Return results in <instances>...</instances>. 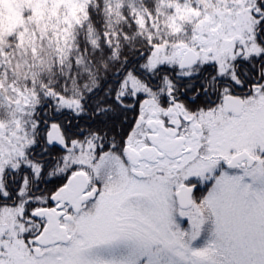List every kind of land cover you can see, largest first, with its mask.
I'll return each instance as SVG.
<instances>
[{"label": "flooded vegetation", "instance_id": "1", "mask_svg": "<svg viewBox=\"0 0 264 264\" xmlns=\"http://www.w3.org/2000/svg\"><path fill=\"white\" fill-rule=\"evenodd\" d=\"M196 9L198 16H183L181 32L164 33L163 42L155 44V31L142 48L123 50L121 44L116 74L103 82L54 81L52 96L39 101L28 125L22 121L14 150L12 144L0 150V264H27L68 246L76 227L89 225L92 206L109 183L118 185L124 173L129 182L171 188L189 168L230 172L236 132H250L254 115L264 111V0ZM134 43L139 45L138 36ZM104 98L119 108L118 130L110 138ZM234 101L242 103L240 116L228 109ZM227 146L232 155L222 160L217 153ZM77 175L82 177L66 194ZM195 179L187 177L181 186L200 190L187 183ZM76 197H88L78 212ZM50 224L65 229L70 241L48 243Z\"/></svg>", "mask_w": 264, "mask_h": 264}, {"label": "rangeland", "instance_id": "2", "mask_svg": "<svg viewBox=\"0 0 264 264\" xmlns=\"http://www.w3.org/2000/svg\"><path fill=\"white\" fill-rule=\"evenodd\" d=\"M82 1L85 2L0 0V150H10L8 148L11 144L14 150L15 139L23 128L22 121H26L28 125L41 106L33 98L31 90L21 88L20 84L25 85L23 81H9V55L1 47L6 45L7 48L11 31L22 25V30L17 34L19 39H25L28 45L35 44L37 37L45 41H41L42 44L47 43L55 51L57 67L69 59L73 48L71 59L74 58L78 46L85 47L83 50L87 52L86 44L82 42L83 38L74 26L77 20L75 15L83 12ZM137 2L139 4L127 5L146 6L145 13L139 14L143 21L150 11L155 10L156 14H162L160 10H164L166 16H162L159 26L162 29L172 28L170 33L177 35L181 26L179 20L184 18L182 16H198L196 4H206L211 10L213 4H243L245 1L158 0L157 4H152L153 0ZM103 3L108 20V15L113 10L117 13L123 5L116 4L114 0H103ZM51 5L53 8H50ZM186 6L194 10L190 12L191 8L187 10ZM175 12L180 13L181 17H176ZM31 24L36 25L38 31L43 33L26 34L24 28L28 30ZM24 32L26 35L23 36ZM43 35L44 40L41 38ZM174 37L177 36L172 39ZM163 39L156 35L155 44L163 42ZM179 39L181 38L175 40ZM117 45L120 48L121 43ZM239 45L244 44L241 42ZM118 47L108 50L112 56L118 54ZM87 65L83 67L84 70H79L80 74L75 81H93V70L89 69L92 65ZM103 68L106 70L105 66ZM106 78L108 76L101 82ZM83 88L81 86L75 90L80 91ZM254 118L256 125H252L249 133L237 131L235 134L238 138L235 142V154L247 149L257 159L253 169L230 172L226 170L220 174L222 176L218 184L211 187L203 184L210 180L205 177L206 172L211 169H202L197 177H201L199 179L205 189H210L197 195L193 207L187 211L179 209L175 194L184 179L196 177L193 173L195 169L189 168L179 173L178 178L171 181V188L163 184L152 187L143 181L129 182L124 173L120 179L122 183L119 181L116 185L115 179L109 183L103 200L92 206L94 209L91 210L89 225L83 228L77 226L74 239L68 246L55 249L54 254L46 253L39 260L29 259L27 264H264V111L254 115ZM8 140L13 141L8 143ZM228 148L230 147H225L221 154L217 153L222 160L232 155ZM110 161L114 159L111 158ZM111 175L109 172L108 176ZM20 257L19 261L25 260L24 256Z\"/></svg>", "mask_w": 264, "mask_h": 264}, {"label": "trees", "instance_id": "3", "mask_svg": "<svg viewBox=\"0 0 264 264\" xmlns=\"http://www.w3.org/2000/svg\"><path fill=\"white\" fill-rule=\"evenodd\" d=\"M114 1H116V4L123 5L117 13H114L113 10L111 14L108 15L109 20L104 13L105 7L103 0H92L91 2H86V0L85 2L82 1L84 3L82 7L83 12L81 14L75 15V18H77V20L76 23H74V26H76V31H78L77 33L81 34L83 38L82 42L86 44V48L88 49V51L85 52L83 50L85 47L80 48V46H78L79 48L75 50V55L77 56L75 57L74 55V58L71 59L74 53V48L72 47V52L68 56L69 59L61 62L60 66L58 67L56 66L58 65L56 61L57 58H54L55 51L52 50V47H50V45H48L47 43L42 44V42L45 41L38 39V37L36 40H34L35 44L32 43L33 45H28L25 39H19L17 34L19 31L22 30V25L12 30V36L10 37V39H7V48H5L6 45L1 47L2 49L4 48L5 52L9 55L7 57L9 65V81H23V84L25 85L20 84L21 88L31 90L33 98L36 99L37 102H39L41 99L50 98L52 96L54 90V81L75 80V78H78L77 75L80 74L79 70H84L83 67L87 64L89 66L92 65L89 69L93 70V81H101L107 76L116 74L117 65L115 61H112V59H116L115 57L117 55H114V57L109 51L110 48L113 49L115 47H118L117 44L121 43L122 48L126 50L142 48V46L146 44L147 36L149 34L156 31L157 34H160L159 36L161 37L164 35V33L166 35L167 33L169 34L170 32H172V28L166 29L163 27L162 29V26H159V23L162 18L166 16L164 10H160L162 14H156L154 12L155 10L150 11L149 15H145L143 21V17L139 14L143 15V13H145V10H147L146 6L142 5L131 7L130 5H127L139 4L137 0H134L133 2L132 0ZM176 1L178 0H171V2ZM243 1L246 2L249 0ZM156 2H158V0H153L152 4H157ZM160 4H163V2L160 1ZM180 4H182V2H180ZM50 8H53V5H51ZM158 11L159 10H157V12ZM175 13L177 15L176 17H181L180 13ZM58 15L59 17L61 16L60 9L58 11ZM24 31H26V34L30 33L35 35L43 33V31H38L37 26L34 24H31L28 30L24 28ZM180 32L181 31L179 27L177 33ZM26 34L24 32L23 36ZM141 35H145V37H141ZM158 35L157 38H159ZM137 36L139 39V45H135L134 43ZM41 38L44 40V35ZM109 43H114L115 45H110ZM103 51L106 52L104 53ZM70 59L72 61H70ZM108 59L110 60L108 61ZM94 61L97 62L94 63ZM104 66L106 67V70L103 68ZM62 88L63 90L67 89L66 86ZM104 101L106 107H109L108 112L106 111L107 114L104 115L107 116V118L105 119V124L109 125V128L106 127V129L109 130H105V133L110 138L112 133L114 134V136H116V131L118 130V121L116 118V113L119 112V108L118 104L115 102V99L104 98ZM122 113L126 114V111L123 110ZM127 121L128 119L124 121V136H126L128 133V130H126ZM110 128H112V131L110 130ZM194 169L196 179L193 180V182L187 181V183H198L200 185L201 188L197 195H199L200 193L207 192L210 189L211 185H217L219 179L222 176H220V174L226 172V169L224 168H220L217 171H212L211 169L210 171L206 172L207 177L205 178L209 177L210 180L208 182L210 183V187L208 186L209 189H205L203 187V184L198 181L201 177H197L198 173L202 172V168L195 167ZM12 264L19 263L12 260Z\"/></svg>", "mask_w": 264, "mask_h": 264}, {"label": "water", "instance_id": "4", "mask_svg": "<svg viewBox=\"0 0 264 264\" xmlns=\"http://www.w3.org/2000/svg\"><path fill=\"white\" fill-rule=\"evenodd\" d=\"M228 109L230 111H235L237 116H240L242 114V103L239 101L230 102L228 104ZM256 163L255 158H253L248 152H242L235 157H233L228 163L227 167L229 169H237L239 166L252 168ZM134 174L138 177H142V173L138 171H134ZM82 177L81 175H77L75 178H73L68 187L65 190L66 194H69L68 192H71L76 182H78L79 178ZM198 186H186L183 185L180 187L176 194V199L178 206L181 210H188L193 206V195L197 191ZM76 202H78V205L75 206V210L78 212L81 209V206L84 202L87 201L88 197L78 199L77 197ZM45 238L49 241L48 243H62L66 244L70 241V237L67 235V232L65 229L56 227L54 224H50L45 232ZM35 255L37 258L41 256V251L39 248L35 250Z\"/></svg>", "mask_w": 264, "mask_h": 264}, {"label": "snow or ice", "instance_id": "5", "mask_svg": "<svg viewBox=\"0 0 264 264\" xmlns=\"http://www.w3.org/2000/svg\"><path fill=\"white\" fill-rule=\"evenodd\" d=\"M197 190H199V189H197Z\"/></svg>", "mask_w": 264, "mask_h": 264}]
</instances>
